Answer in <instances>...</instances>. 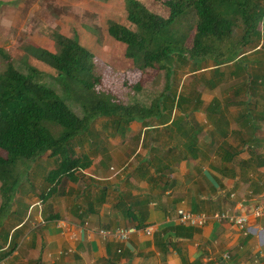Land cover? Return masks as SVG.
<instances>
[{"label": "crops", "instance_id": "0c3cea01", "mask_svg": "<svg viewBox=\"0 0 264 264\" xmlns=\"http://www.w3.org/2000/svg\"><path fill=\"white\" fill-rule=\"evenodd\" d=\"M238 59L247 71L211 64L184 75L156 117L92 120L68 148L87 168L16 194L0 220V258L8 253L0 263L264 264V217L252 215L264 202V82H247V72L264 78V52ZM148 89L156 95L135 93L129 104L151 106L164 86ZM180 209L229 210L249 222L242 231L224 221L190 228ZM119 229L129 231L126 242L99 234Z\"/></svg>", "mask_w": 264, "mask_h": 264}, {"label": "trees", "instance_id": "16d2710c", "mask_svg": "<svg viewBox=\"0 0 264 264\" xmlns=\"http://www.w3.org/2000/svg\"><path fill=\"white\" fill-rule=\"evenodd\" d=\"M122 2L126 22L109 21L107 32L139 73L148 69L164 73L163 93L147 107L123 103L115 95L98 90L101 75L96 73L94 56L80 45L76 34L66 38L53 33L58 49L55 54L27 47L32 58L56 72L55 83L61 91H56V84L41 81V72L28 65L22 72L9 63L0 74V220L10 214L24 184L39 180L50 186L72 176L75 169L90 165L83 158L72 160L68 148L84 135L92 120L117 118L120 126L121 122L125 125L156 117L164 98H176V94L166 93L170 87L179 86L176 62L180 69L191 66L190 73L207 68L209 63L217 69L234 63L238 70L247 71L248 65L243 66L238 57L247 50L264 52V0ZM247 76L248 84L264 82L249 72ZM131 83L133 91H144L139 82ZM71 105L79 107L82 116ZM53 158H59L60 163L48 171ZM38 165L44 167L43 172H36Z\"/></svg>", "mask_w": 264, "mask_h": 264}, {"label": "rangeland", "instance_id": "374dc122", "mask_svg": "<svg viewBox=\"0 0 264 264\" xmlns=\"http://www.w3.org/2000/svg\"><path fill=\"white\" fill-rule=\"evenodd\" d=\"M109 21L119 24L126 22L122 0H0V74L10 64L22 72H26L28 65L41 72V81L56 84V72L32 58L26 48L33 46L55 54L58 49L53 33L58 32L66 38H73L76 34L80 45L94 56L96 73L101 75L98 90H105L119 101L129 104L134 100L132 95L137 93L132 90L131 82H139L145 88L141 100H150V95L156 93L148 87H163L164 73L155 69L139 73L109 36ZM178 65L176 62L174 70L177 78L182 80L192 68L185 66L180 69ZM193 79V84L197 85L195 76ZM55 88L58 93L61 91L59 85L56 84ZM72 108L78 116H82L79 107ZM43 171L44 167L38 165L36 172Z\"/></svg>", "mask_w": 264, "mask_h": 264}, {"label": "built area", "instance_id": "2783aa9c", "mask_svg": "<svg viewBox=\"0 0 264 264\" xmlns=\"http://www.w3.org/2000/svg\"><path fill=\"white\" fill-rule=\"evenodd\" d=\"M36 205L40 206L41 201H38ZM252 215L255 218L264 217V202L256 205V207L252 211ZM177 216L181 225L190 228H202L210 221H216V222L224 221L231 223L232 225L237 227L238 230L242 231L246 229L249 222V218L247 215L235 214L229 210H225L223 212H215L211 215H208L205 213L193 214L189 211L180 209L177 211ZM146 233L147 235L151 234L149 230H147ZM99 234L103 237L113 235V237L120 242H126L129 238V231L127 229H119L117 231H114L113 233L102 230L99 231ZM0 264H3V262H1Z\"/></svg>", "mask_w": 264, "mask_h": 264}]
</instances>
